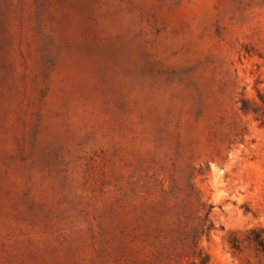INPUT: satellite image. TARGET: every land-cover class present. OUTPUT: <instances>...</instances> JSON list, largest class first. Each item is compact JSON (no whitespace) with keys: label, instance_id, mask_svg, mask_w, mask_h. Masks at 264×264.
<instances>
[{"label":"rangeland","instance_id":"1","mask_svg":"<svg viewBox=\"0 0 264 264\" xmlns=\"http://www.w3.org/2000/svg\"><path fill=\"white\" fill-rule=\"evenodd\" d=\"M264 0H0V264H264Z\"/></svg>","mask_w":264,"mask_h":264},{"label":"trees","instance_id":"2","mask_svg":"<svg viewBox=\"0 0 264 264\" xmlns=\"http://www.w3.org/2000/svg\"><path fill=\"white\" fill-rule=\"evenodd\" d=\"M262 248H263V250H264V245H262Z\"/></svg>","mask_w":264,"mask_h":264}]
</instances>
